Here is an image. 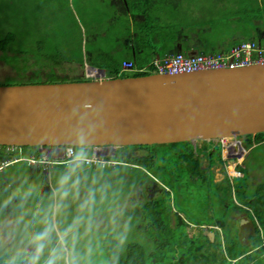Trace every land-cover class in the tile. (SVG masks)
I'll return each mask as SVG.
<instances>
[{
    "label": "rangeland",
    "instance_id": "obj_1",
    "mask_svg": "<svg viewBox=\"0 0 264 264\" xmlns=\"http://www.w3.org/2000/svg\"><path fill=\"white\" fill-rule=\"evenodd\" d=\"M168 1L151 0L149 3L148 0H125L126 10L120 23V14L115 16L118 10L116 3L119 0L113 1L112 5L109 0H0V44H3L8 40L9 36H12V39L7 44V54L10 57H5L6 54L0 48V56L2 57L0 58V85L95 80L123 77L121 76L123 73H133L137 74V76L157 73L166 74L160 71V64L170 54L160 50H151L148 54H144L143 56L150 55L157 58L149 63L139 65L137 58H135V56L141 55L139 54V50L143 49L139 43V38H137L138 45L134 46L132 44L130 47L131 50L134 49L136 51L132 53L130 59L124 58L121 60V63H117V66L113 67L101 66L103 58L99 53L107 54L108 52L98 49H103L106 41L102 36L96 37L94 32H113L115 30L111 29V27L115 28L116 25V28H118L124 21H128L127 25H123L124 28L129 24L132 28L135 26L137 20H144L146 18H149V20L161 19L166 23L170 21V24L184 26L185 22L179 18L181 11L174 9V3ZM232 1H241L240 10L244 16L250 9L255 10L257 19L259 13L264 14V10L259 9L260 0ZM185 2L183 3L185 4ZM243 2H245L244 6ZM97 5L101 7V12H95L97 11ZM142 14H148V16H142ZM195 15L205 17L210 29L217 35L218 33L228 32L230 26L233 27L235 15L237 14L233 8L229 9L226 7L219 13L212 14L210 13V9H207ZM262 20L264 24V17H262ZM263 24L261 23L257 30L264 29ZM257 30H249L246 34L247 36H243L241 38L242 41L234 42V45H241L247 42H255L260 46L264 45L263 39H252ZM191 31L198 32V25L192 24ZM125 54L129 56V52H125ZM117 55L119 56V53ZM125 60L132 61L133 67L124 68ZM25 64H29L30 67L27 68ZM116 68H120L119 75L110 74ZM262 133L264 132L239 136L234 139L227 138L226 140L212 138L168 144H152L147 148L134 147L137 145L18 146L21 148L19 149L20 151L30 156L28 160L35 159L39 162L49 163V158L52 160L63 158L56 156V151L59 148H73L75 153L84 150L87 153L88 159L98 155L106 160L126 162H129L127 159L129 155L135 157L151 154L156 162L162 160L161 165L164 171L163 176H160L156 170L152 171L151 179L158 182L162 181L168 185V187L165 186L170 192L165 196L160 194L158 200L147 204L141 209V212L147 219L146 222L144 215L139 212L138 206H136L139 223L132 221L127 222V224L122 223L121 227H116L117 222L108 221L104 212L108 209L113 210V208H118L117 200L120 195L134 185L132 184V177L136 173L133 169L128 170V167H120L119 171H117L113 167L106 168L100 165L89 167L86 164L79 170L76 177L73 178L75 182L69 183L67 186L68 195L62 199L58 181L67 170L56 169L54 167L56 170L51 169L49 172H46L43 170L44 167L41 166L36 168L33 179H29L27 176L31 175L32 168L27 162L21 163L19 166L23 167L24 172L22 174L26 183L21 188L24 192H27L26 198L25 196H20L19 203L14 206L13 203H9L10 199L6 192L2 190L0 193V255H14L17 260L13 264H26L28 258L26 256H30L35 250L32 236L36 232L42 231L48 224H53L56 230L51 236L44 256L48 255V252L57 241L56 246L59 245L57 249H64L63 254L65 256L74 255L78 247V251L82 253L79 256L80 261L85 260V264H105L108 257L106 248L109 244L100 241L101 232L105 227L109 228L106 233L111 235L121 233L122 235L128 234L133 236L130 241H121L129 245L137 238L146 234L144 228L146 223H148L151 226L148 228L149 234L160 235L165 239L168 238L171 243V246H168V248L172 249L175 253L182 252L191 257L195 253L198 244L188 243L187 240L190 238L191 241H194L192 236L194 232L190 233L189 228L178 227L177 225V228L183 231V236H181L180 232L169 234L167 228L163 225L170 226L168 224V210L170 213H179L185 220L191 221H196L200 217L205 216L207 208L205 198L209 192L216 196L218 201L217 213L226 218L228 224L225 225V228L214 225L212 227L213 232L209 231V227H207L206 232L209 235L210 233L213 234V236L210 235L211 239L213 240L216 236L220 244H222L224 242L223 236L226 238L228 234V237H232L229 232L231 228L234 230V236L230 239L232 241L234 239L239 241L238 229L235 222L240 221L241 225L248 224L250 226L248 223L250 221L257 232L256 234L244 233V236H258L259 234L263 238L261 245L264 247V210L259 209V206L261 208L262 205H257L258 202L264 203V198L260 199L256 195V193L259 196L264 194V183L259 187H255L261 181V178L264 180V144L255 145L258 141V139H255L256 135H260L264 139V134ZM171 145L174 147H169ZM254 145L255 147L253 148ZM153 146L158 147L154 149ZM236 146H239L243 152L242 157L245 155L244 161L239 163V168L245 175L247 171L249 175L247 174L246 178L243 173L236 172V164L242 158L236 154ZM204 147L208 149L204 150ZM127 148H130V150L125 151ZM218 149L222 150V152L224 150L220 164H217L216 160ZM96 151L97 153H95ZM211 151L214 152L213 155L209 154ZM239 153L241 154V152ZM4 154L10 155L11 152L5 150ZM118 157H122L123 159ZM205 157L210 162L216 163L215 167L218 174L216 181L225 180V169L228 176L227 186L230 187L232 182L230 190L224 192L219 190L216 184L211 181V176L208 172L205 173L207 177L205 182H192L189 180L187 175L190 174L191 168L199 170L203 165ZM171 160L174 161V165ZM102 162L105 163L104 161ZM46 173L50 175L49 181L45 178ZM175 178L180 179V181L178 183L174 182ZM135 179L140 180L137 176ZM171 181L174 184L175 190L171 188ZM248 183H250L249 188ZM199 186L205 190L202 203L198 201L197 188ZM240 186H243V188L240 189ZM0 187V189H8V185ZM178 192L180 193L178 194ZM255 195V201L252 202ZM89 198H93L95 201L91 209L82 208L81 206ZM121 201L125 203V208H127L124 197L121 198ZM229 206L234 210L232 216L231 210L228 212ZM154 208L159 213H155ZM255 209L259 210L260 214ZM239 210L241 213H238ZM244 212L247 214L248 219H242L245 216L243 215ZM151 213L154 214L155 219H159L162 226L155 225L159 221L155 223V219L149 215ZM78 216L85 218L84 223H87L90 218L91 224L94 227L96 226L95 230L90 229L87 235V239L91 240V242L80 244L74 242L70 237L66 243L61 244L64 230ZM233 218L234 222H232ZM84 223L73 233V236L84 234L89 229L88 226H83ZM245 240V244L248 245L247 237ZM183 244L186 247L183 248ZM225 244L220 245L219 248H222V246L226 248ZM238 246L241 247V245ZM166 247L165 243H162L160 246L163 250ZM149 249L152 251L154 247L151 246ZM5 260L7 258L2 259L1 264H6ZM261 263L264 264V260ZM61 264H63V261H61ZM147 264L149 263L147 262Z\"/></svg>",
    "mask_w": 264,
    "mask_h": 264
},
{
    "label": "water",
    "instance_id": "obj_2",
    "mask_svg": "<svg viewBox=\"0 0 264 264\" xmlns=\"http://www.w3.org/2000/svg\"><path fill=\"white\" fill-rule=\"evenodd\" d=\"M261 132L264 64L0 85L4 145H152Z\"/></svg>",
    "mask_w": 264,
    "mask_h": 264
},
{
    "label": "trees",
    "instance_id": "obj_3",
    "mask_svg": "<svg viewBox=\"0 0 264 264\" xmlns=\"http://www.w3.org/2000/svg\"><path fill=\"white\" fill-rule=\"evenodd\" d=\"M148 1H149V3L151 2V0H148ZM191 3L192 2L190 0H186L184 6L187 8L188 5ZM244 3L245 2H243V6H244ZM246 3H247V1H246ZM234 10H235L236 14L240 13L236 9H234ZM145 15L148 16V14H145ZM241 19L242 20L239 22V24H241L244 21V27L247 30V32L245 31V34H247L249 32V29H253V30L258 29L259 26L256 25L258 23V20L256 19L253 22H252V20H249L248 19V13L245 16L243 14L241 16ZM136 27L139 30V35L137 36V38H139V43H140L141 47L143 49H148L146 52H149L150 50H160V51L168 53V54L175 53V52L171 51V49L172 50L174 49L171 42L177 41L176 39L178 37L174 36L175 27H174V24H170V21L166 23V22H163L161 19L160 20L159 19L149 20V18H146L142 22L138 23L136 25ZM230 29H232L231 26H230ZM253 37L254 36H252V39H254ZM11 39H12V36H9L7 41H5L3 44H0L1 50L6 54L5 57H10L7 54V44ZM156 39L159 40V43L155 41ZM252 39H248V40H252ZM244 40H246V39H244ZM164 42H169V43H171V45H169L165 49L164 48L159 49L160 46L163 47ZM0 58H2V57L0 56ZM135 58L140 59V56H135ZM139 59H137L138 63H139V65H142L143 63H141ZM25 66L27 68L30 67L29 64H25ZM119 70H120V68H116L115 70L110 72V74H114L117 76V75H119V72H120ZM130 75L131 76H137V74H133V73H127V74L123 73L121 76L127 77ZM31 82H35V81H31ZM262 134H264V133H262ZM229 139H232V138H229ZM150 146L151 145H137L134 147H146L147 148ZM11 147H14V146H11ZM203 149L207 150L208 148L204 147ZM5 150H8V146L3 145L2 148L0 149V157L7 156V154H4ZM129 150H130V148L125 149V151H129ZM239 150H240L239 146H236V154L238 155V157L242 155L241 150L240 151ZM8 151L14 155L27 156L25 153H23L22 151L19 150L18 146H15L13 151H10V150H8ZM223 152H224V150H223ZM223 152L220 149L217 150V152H216L217 164H220L222 162V153ZM239 152H241V154ZM213 153L214 152L211 151L209 154L213 155ZM118 158L123 159L122 157H118ZM127 159L129 160V162L120 161L121 164H118L116 167H113V168H115L117 171H119L120 167H124V168L128 167V170L133 169L135 171V173L137 174V175L135 174V176H137L139 178H140V176L145 177L150 186H152L153 182H155L157 184L155 186L162 187L161 189L163 190V192H166L167 195L169 194L170 191H169V189L166 188V186L168 187V185L164 184L162 181L158 182L157 180L151 179V176H152L151 173H152V171H155V170H156V172H158L160 174V176L164 175V171L162 170L161 163H158L157 165H155L154 161H153L154 158L151 154H146L144 156H135V157L134 156L132 157L129 155L127 157ZM242 161H244L243 158L237 163L236 170L239 171L240 173L244 174V172L239 168V163ZM24 163H26V162H24ZM56 168L63 169L66 171L68 169V166L57 165ZM106 168H110V167H106ZM208 170H209V168H205L203 166H201L199 170H195L192 167L190 174L192 175L193 179L197 180L198 178H200V181L205 182L207 180L205 173L208 172ZM22 172H24L23 167L19 166V164H17L13 167H10L5 172V174L0 175V186L8 185L7 188L9 189V190L8 189L5 190V188L0 189V193L2 192V190L4 192H6L9 196V199H10L9 203H11V204L13 203L14 206H16L17 203H19V201L15 202L16 197L18 198V200L20 199L19 198L20 196H25V198H26L25 194L27 192H24L21 188V186L23 184H26L24 181V177H23ZM224 172L226 173L225 174L226 182H224L225 180L223 182H218L216 186L218 187L219 190H221V189L230 190L232 188V182H231L230 187H228L227 186L228 176H227V172L225 171V169H224ZM20 175H21V178L19 177ZM5 177H6V179H5ZM237 177H244V176H237ZM245 178H246V176H245ZM140 180H141V178H140ZM140 180L139 181L137 180V182H140ZM173 181L178 183L180 181V179L175 178ZM132 184H134L133 181H132ZM136 184L143 187L142 183L141 184L136 183ZM170 185H171V188L174 189V184L172 183V181L170 182ZM18 188L21 189L22 192L20 194H17V193L13 194L12 190L13 189L15 190ZM239 188L241 189V188H243V186H240ZM256 195L260 199L264 198V194L259 196V194L256 193ZM256 195L254 196L252 202L255 201ZM147 204L148 203H146L144 205V207ZM222 206L225 207L224 205H222ZM154 210H155V213H159L155 208H154ZM169 212L170 211L168 210L167 214ZM256 212L258 214H260L259 210H256ZM171 214L177 215L178 217L182 218V215H180L179 213H173L172 212ZM149 215H151V214H149ZM259 218H260V216H259ZM155 220H156L155 223L157 221H159L158 218H156ZM226 223H227L226 218H223L222 221H219V220L215 221L213 223V225H218L221 228H225ZM168 224H170V221H168ZM155 225L156 226H162V223L159 221ZM149 227H151V226L147 225L146 228H144L145 233H146L145 235H142L140 238H137L134 242L130 243L129 245L125 244L123 242H120L121 246H122L121 253L118 250V248H112L111 262L113 264H147V262L149 264H251V263L252 264H258V262H260V264H262L261 261L264 260V247H263V245H261L263 242V238H261L259 236V234H258V236H250L249 237L250 243L248 245L242 243L241 240L238 241L237 239H234L233 241L227 242L225 244L226 248H223V246H222V248H220V252L218 249L212 247L211 245L207 246L203 250H200V248L196 247V251L193 254L194 256L192 255L190 258L183 260V259H179V255L182 252L175 253L174 251H172V249L168 248V246H171L169 239L166 240V239H162L160 237V235L149 234V231H148ZM56 243H57V241H56ZM56 243L50 249V251L52 249H57L59 247V245L56 246ZM162 243H165L167 246L164 250L160 248ZM190 243L194 244V241H191ZM109 245H107V246H109ZM238 245H241V247H239ZM151 246L154 247V250H152V251L149 249ZM200 251H202V253H200ZM46 256L47 255L42 257L40 264H43L44 258H46ZM26 257H29V255ZM0 258H1L0 264L2 263V259H5V258H7V260H5L6 264H11V263L13 264L17 260L14 255H8V254H1Z\"/></svg>",
    "mask_w": 264,
    "mask_h": 264
},
{
    "label": "crops",
    "instance_id": "obj_4",
    "mask_svg": "<svg viewBox=\"0 0 264 264\" xmlns=\"http://www.w3.org/2000/svg\"><path fill=\"white\" fill-rule=\"evenodd\" d=\"M113 1L115 2L116 0H113ZM113 1L109 0V2H111V5L113 4L112 3ZM184 1H186V0H169L168 1L170 3H174V5H173L174 9L181 11L179 18L185 22L184 26L177 25V24L174 25V27H175L174 36H177L178 38L176 39L177 41L171 42L172 46L174 48L173 50L171 49V51L175 52V50H176V51H182V52L193 53V54L194 53L209 54V53H217V52H228L230 50V48L234 45V42L242 41L241 38L243 36H246L245 31L247 32V30L244 27V21L241 24H239V22L242 20L241 15H239V14L235 15V22H234L232 29H230L228 32H225V33H218L217 35H215L213 33V31L210 29V26L207 24L205 17L195 15V14H199L203 11H206L207 9H210V13H212V14H215L216 12L219 13L220 11L224 10L226 7L229 9L230 8L236 9L238 12L243 14L240 10L241 3L237 2V1H231V0H190L192 3L189 4L188 7L186 8L185 6L183 7ZM116 6L118 7V10H117L115 16H118L120 14V23H121L122 16L124 14V11L126 10L125 9V0H119V2L116 3ZM259 9L264 10V0H260ZM256 11H258V10L256 9ZM95 12L96 13L101 12V7L99 5H97V11H95ZM127 15H129V14H127ZM142 16H146V15L142 14ZM262 17H264V14L259 13V17L257 19V14H256L254 9H250L248 12V19L249 20H252V22L256 19L258 20L259 24L257 23L256 24L257 26H260L261 23L263 24ZM142 21L143 20H137L135 22V26L132 28H131L130 24L124 28L123 25L128 24V21H124V23L121 24L120 27H118V28H116V25H115V28L111 27V29L115 30L113 32H109V31H103V32H97L96 31V32H94L96 37L102 36L106 41L105 47L103 49H98L100 51L104 50V51L108 52L107 54L99 53L103 58L102 63L100 64L101 66L113 67V66H117V63H121V60H123L124 58L130 59L132 53L136 52L134 49L133 50L130 49L131 45L132 44H134V46L138 45L137 36L139 35V30L137 29L136 25ZM192 24L198 25V32H194V31L192 32L191 31ZM249 30L256 31L253 29H249ZM263 31H264V29L257 30V32L255 33L253 38H261L264 41ZM213 36H215V37H213ZM135 41H136V43H135ZM171 43L166 45V46H163V48L164 49L167 48L169 45H171ZM134 46H133V48H134ZM147 50L148 49H145V50L140 49L139 50V52H140L139 54H141V55H140V59L139 58H137V59H139L140 62L143 64L149 63L152 60L157 58V57H152L150 55L142 56L144 54L149 53V52H145ZM142 51H144V52H142ZM125 52H129V56H126ZM117 53H119V56L117 55ZM235 151H236V148H235ZM30 167L32 168L31 175H28L27 177L29 179H33V177H34L33 175H35V171H36L37 167H32V166H30ZM55 168H56V166H55ZM55 168H53V169H55ZM19 177L21 178V175ZM45 178H46V180L49 181L50 175H47V173H46ZM226 190L227 189H221L222 192H224ZM15 191H17V192H15ZM12 192H13V194H16V193L20 194L22 192V190L18 188L15 190L13 189ZM17 201H18V198L16 197L15 202H17ZM230 210H231V216H232L234 210L232 209L231 206L228 207V212ZM238 213H241V211L239 210ZM150 216H152L153 218L155 217L153 213H151ZM245 216L247 217L246 214H245ZM213 219H215L213 222H215L217 220L222 221L223 217L220 216L219 213H217L216 216H213ZM247 219H248V217H247ZM168 221H170V226L169 225H163V226L167 228V231L169 234L180 232L181 236H183V231L181 229H178L177 225H178V227L189 228L190 233H192V231L194 232V234L192 233V236L194 239V244L197 243L198 245L196 247L197 248L200 247V243H199V233H200L199 228L200 227L197 226L198 222L188 220V221H184V223H183L181 221H175V220L170 219L169 215H168ZM121 224L122 223L119 222L115 226L121 227ZM225 225H228V224L226 223ZM83 226H87V223H84ZM192 227H194V229H192ZM95 228H96V226L94 227V225L92 224L91 230H95ZM145 228H146V225H145ZM108 229H109L108 227H105L102 230L100 241L103 243L110 244L109 246H107V248L105 247L107 249V254H108V257L106 259L107 261L105 264H113L111 262L112 248H118V250L121 253L122 246H121L120 242L121 241H123V242L130 241L133 238V236L128 235V234L122 235L121 233H119L117 235L116 234L111 235V234L106 233L108 231ZM89 230L90 229H87V231H85V233L81 234V235L73 236V234H72L70 237L73 239L74 242H77L80 244L91 242V240L87 239V235L89 234ZM188 237H189V235H188ZM162 239H165V238H162ZM166 240H168V238H166ZM223 241H225V238ZM187 242L190 243L191 239L189 238L187 240ZM184 247H186L185 244H183V248ZM188 247H189V245H188ZM200 253H202V251H200ZM74 255H76L78 258L80 255H82V253H80L78 251V247H77V250L74 252ZM188 258H190V257L185 253H180V255H179V259L185 260ZM79 264H85V260H81V261L79 260Z\"/></svg>",
    "mask_w": 264,
    "mask_h": 264
},
{
    "label": "flooded vegetation",
    "instance_id": "obj_5",
    "mask_svg": "<svg viewBox=\"0 0 264 264\" xmlns=\"http://www.w3.org/2000/svg\"><path fill=\"white\" fill-rule=\"evenodd\" d=\"M255 139H258V141L256 142V146L264 144V139H262V137L260 135H256ZM200 143V142H198ZM253 145V144H252ZM255 145L253 146V148L255 147ZM154 149H156L158 146H153ZM169 147H174L173 145L169 146ZM242 152V151H241ZM243 154V152H242ZM245 156V155H244ZM243 156V160L245 159ZM242 157V155H241ZM154 164L157 165L158 163H162V160L160 162H156L155 159H153ZM172 161V160H171ZM173 165H174V161ZM203 167L205 168H209L208 173L211 176V181L214 184H217L218 181H216V177L218 178V174L216 171V163L214 162H210L206 157L203 160ZM237 166V165H236ZM245 170V169H244ZM246 171V170H245ZM236 172L240 173L239 171L236 170ZM247 171H246V175H247ZM244 175V176H246ZM249 175V174H248ZM190 181H197L200 182V178L193 179L191 174L187 175ZM136 176L133 175L132 177V181L134 183V185H132L127 191H125L124 193H122L120 195V197L117 200V205L119 206L118 208H113V210L108 209L107 211H105L104 213L106 214L107 220L108 221H112V222H121L123 224H127V222H136L139 223V219H138V213L136 211V206H138V210L140 213L141 209L144 207V205L146 203L150 204L155 202L156 200H158V197L160 194H163L164 196L167 195L166 192H163V190L161 189L162 187L160 186H155L157 185L155 182H153V185L150 186L147 182V179L143 176H140L141 180L140 182H137V180L135 179ZM263 178H261L258 182V184L255 185V187H259L261 184L264 183V180H262ZM255 180V179H253ZM219 182H223V180H220ZM249 182V181H248ZM136 183L143 185V187H140L139 185H135ZM249 184L248 183V188H249ZM255 184V183H254ZM198 190V201L200 203L203 202V197L205 195V190L203 187L199 186L197 188ZM180 192H178L179 194ZM125 198V201L127 203V208H125V203H123L121 201V198ZM143 200V201H142ZM206 202H207V208H206V212H205V216L200 217L199 219L196 220V222H198L199 228V243H200V250H203L204 248H206V246L211 245L212 247L216 248L219 250L220 252V245H223L224 243L230 242L232 241L230 238H232L234 236V230L230 228L229 232L231 233L232 237H228V234L226 235L225 241L220 244L219 239L216 238V236L213 238V240L211 239V236L209 235V233L206 232L207 227L209 231H214L213 230V221L215 219H213V216H216L217 214V205H218V201L216 199V196L211 194L209 192V194L206 196L205 198ZM225 203V202H224ZM257 205H262L261 208L259 206L260 210H264V203L258 202ZM125 208V209H124ZM233 209V208H232ZM136 212V214H134ZM245 213V212H244ZM243 213V214H244ZM143 214V213H142ZM246 214V213H245ZM244 214V215H245ZM144 215V214H143ZM170 219L175 220V221H181L184 223V221H188L185 220L183 217L180 218L177 215H173L170 212L168 213ZM247 215V214H246ZM145 222L147 221L145 215ZM242 219H247L246 216L242 217ZM156 221V220H155ZM232 222H234V218L232 220ZM248 223L250 224V226L248 224L246 225H241V222H235L237 229H238V239L240 241V238L244 236L245 234H256L257 230H255V227L253 228L252 224L250 221H248ZM149 225L148 223H146V226ZM233 226V224H232ZM262 230V228H261ZM224 239V236H223ZM213 243V244H212Z\"/></svg>",
    "mask_w": 264,
    "mask_h": 264
},
{
    "label": "built area",
    "instance_id": "obj_6",
    "mask_svg": "<svg viewBox=\"0 0 264 264\" xmlns=\"http://www.w3.org/2000/svg\"><path fill=\"white\" fill-rule=\"evenodd\" d=\"M226 53V55H225ZM252 64H264V45L260 46L255 42H247L241 45H234L228 52L217 53H186L175 52L168 55L160 64V71L162 73H179L197 71L203 68L220 69V68H238ZM124 68H132L133 62L129 60L124 61ZM21 149L20 147H18ZM73 148L57 149L56 156H61V159H50V163L67 164L74 155ZM97 153V151L95 152ZM30 158V156H27ZM35 160V159H33ZM32 160V161H33ZM37 161V160H36ZM105 163H113L120 161L106 160L98 155L88 159L87 165L89 167L102 166Z\"/></svg>",
    "mask_w": 264,
    "mask_h": 264
},
{
    "label": "clouds",
    "instance_id": "obj_7",
    "mask_svg": "<svg viewBox=\"0 0 264 264\" xmlns=\"http://www.w3.org/2000/svg\"><path fill=\"white\" fill-rule=\"evenodd\" d=\"M180 52V51H175ZM193 54V53H191ZM88 163V156L86 151L80 150L74 153L72 158L70 159L67 171L60 177L59 190L61 192V198H65L68 195L67 186L70 182L73 181V178L76 177V174L80 169L84 167ZM95 203L93 198H89V200L85 201V203L81 206L82 208L91 209V206ZM85 222V218L83 216L76 217L72 224L69 225L62 234L61 244H64L68 241L70 236L80 227L82 223ZM87 226L91 229V219H88ZM55 225L48 224L42 231L36 232L32 236V240L35 243L34 252L27 258L26 264H40L42 257H44L45 250L48 248L49 241L51 239L52 234L55 232ZM64 249H52L48 252L46 258H44L43 264H79V258L76 255H67L65 256ZM90 254V253H89Z\"/></svg>",
    "mask_w": 264,
    "mask_h": 264
},
{
    "label": "bare ground",
    "instance_id": "obj_8",
    "mask_svg": "<svg viewBox=\"0 0 264 264\" xmlns=\"http://www.w3.org/2000/svg\"><path fill=\"white\" fill-rule=\"evenodd\" d=\"M202 70H208V68H203V69H200V70H197V71H202ZM170 74V73H168ZM173 74H176V73H173ZM229 138H232L234 139V137H229ZM4 144H0V149L2 148ZM5 146H8V150L10 151H13L14 147L15 146H18V145H5ZM11 146H14V147H11ZM24 162H27V164L29 166H32V167H44L43 169L45 171H50L51 169H53L55 166L57 165H61L59 163H49V162H39V161H36V160H28V157L27 156H18V155H14V154H10V155H7V156H3V157H0V175H3L10 167H13L17 164H20V163H24ZM121 162H113V163H104V167H116L118 164H120ZM69 165V162L67 164H65V166H68ZM97 167V166H95ZM247 237V240H248V244L250 243V238L248 236H244L241 241L242 243L245 244L246 240L245 238Z\"/></svg>",
    "mask_w": 264,
    "mask_h": 264
}]
</instances>
